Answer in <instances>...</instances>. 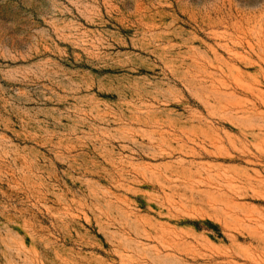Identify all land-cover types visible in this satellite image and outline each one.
I'll use <instances>...</instances> for the list:
<instances>
[{
  "label": "rangeland",
  "instance_id": "1",
  "mask_svg": "<svg viewBox=\"0 0 264 264\" xmlns=\"http://www.w3.org/2000/svg\"><path fill=\"white\" fill-rule=\"evenodd\" d=\"M0 264H264V0H0Z\"/></svg>",
  "mask_w": 264,
  "mask_h": 264
}]
</instances>
